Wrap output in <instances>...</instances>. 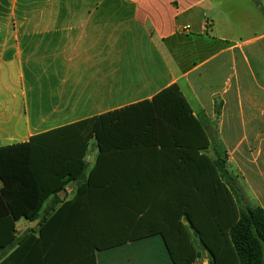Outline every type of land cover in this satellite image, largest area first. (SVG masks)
<instances>
[{
	"label": "crops",
	"instance_id": "0c3cea01",
	"mask_svg": "<svg viewBox=\"0 0 264 264\" xmlns=\"http://www.w3.org/2000/svg\"><path fill=\"white\" fill-rule=\"evenodd\" d=\"M263 10L264 0H0V148L176 84L207 134L205 153L223 154L246 203L264 209ZM97 156L93 141L89 170ZM79 182L59 197L71 200ZM138 245L173 264L161 235L97 252V264H127L115 256ZM137 248L124 252L130 264H155Z\"/></svg>",
	"mask_w": 264,
	"mask_h": 264
},
{
	"label": "trees",
	"instance_id": "16d2710c",
	"mask_svg": "<svg viewBox=\"0 0 264 264\" xmlns=\"http://www.w3.org/2000/svg\"><path fill=\"white\" fill-rule=\"evenodd\" d=\"M209 147L173 84L150 101L0 148V253L8 252L0 264H97V252L154 235L173 264H198L185 223L210 264H264V209L246 203L227 158L212 159ZM78 181L71 200L59 197ZM20 221L37 226L19 235Z\"/></svg>",
	"mask_w": 264,
	"mask_h": 264
},
{
	"label": "rangeland",
	"instance_id": "374dc122",
	"mask_svg": "<svg viewBox=\"0 0 264 264\" xmlns=\"http://www.w3.org/2000/svg\"><path fill=\"white\" fill-rule=\"evenodd\" d=\"M37 225L34 224V223H28L27 221H20L17 223V230L19 231V235H22L23 233L27 232L30 228H35ZM194 240V239H193ZM140 247H144V248H147L148 250H151L150 253H153L152 255V260L154 261L155 264H165V257H164V249L163 251H159L155 248H150L151 246H142V245H138ZM138 246L134 247L133 249L131 250H135V249H139V250H143L141 248H137ZM130 249L129 250H122V251H119L118 255H116V260H121V261H124L125 263L127 262V264H130L132 263V261L134 260V257L132 258H127V255L124 254V252H130L131 251ZM8 254V252L4 251V252H1L0 253V260L3 259L6 255ZM114 257V258H115ZM105 258V256L103 257V259ZM113 258V259H114ZM208 260L207 259H200L199 262H197L198 264H208ZM107 264H113L111 263L110 261H106ZM145 264H150V263H145Z\"/></svg>",
	"mask_w": 264,
	"mask_h": 264
},
{
	"label": "built area",
	"instance_id": "2783aa9c",
	"mask_svg": "<svg viewBox=\"0 0 264 264\" xmlns=\"http://www.w3.org/2000/svg\"><path fill=\"white\" fill-rule=\"evenodd\" d=\"M62 194L65 195V196L68 195V194H71V190H70L69 186H67L65 188V190L62 192Z\"/></svg>",
	"mask_w": 264,
	"mask_h": 264
},
{
	"label": "water",
	"instance_id": "95a60500",
	"mask_svg": "<svg viewBox=\"0 0 264 264\" xmlns=\"http://www.w3.org/2000/svg\"><path fill=\"white\" fill-rule=\"evenodd\" d=\"M262 13H263V17H264V10L262 11ZM34 224H37V222H35Z\"/></svg>",
	"mask_w": 264,
	"mask_h": 264
}]
</instances>
